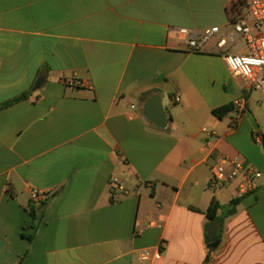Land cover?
<instances>
[{
  "label": "crops",
  "instance_id": "0c3cea01",
  "mask_svg": "<svg viewBox=\"0 0 264 264\" xmlns=\"http://www.w3.org/2000/svg\"><path fill=\"white\" fill-rule=\"evenodd\" d=\"M244 3L0 0V106L27 95L0 111V264H264V144L253 138L264 135V97L217 53L232 23L250 20ZM214 27L199 53L175 34ZM233 41L225 52L248 54ZM153 98L164 129L146 118ZM240 98L233 128L232 110L214 111ZM221 155L262 178L235 214L209 219L213 200L238 199L236 183L208 187ZM113 175L127 187L119 202ZM32 189L45 200L33 204Z\"/></svg>",
  "mask_w": 264,
  "mask_h": 264
},
{
  "label": "built area",
  "instance_id": "2783aa9c",
  "mask_svg": "<svg viewBox=\"0 0 264 264\" xmlns=\"http://www.w3.org/2000/svg\"><path fill=\"white\" fill-rule=\"evenodd\" d=\"M251 11L250 20L240 19L232 23V30L228 35L222 36L217 45V53L223 58L231 76L240 81L241 84L252 91L260 93L264 97V0H250ZM176 36L185 44L191 52H204L207 42L220 34V29L214 27L201 32L190 29L175 30ZM239 36L243 39L248 54H235L225 52L224 49L229 44H234L233 38ZM64 85L70 90L84 87V82L77 78H67ZM247 100L238 99L233 106L234 117L231 127L235 128L247 110ZM202 132L213 137L215 132L203 129ZM255 143L264 144V135L255 134ZM262 178V173L255 168L245 164L240 157H218L212 167V175L208 183L211 191L218 192L223 187L236 183V195L238 199L254 194L258 189V181ZM110 189L112 200L119 202L127 192L126 183L117 175L110 179ZM30 200L33 204H40L45 200L46 194L37 189L29 191ZM151 227H162L155 222L150 223ZM151 256V251L142 253L141 259L147 261Z\"/></svg>",
  "mask_w": 264,
  "mask_h": 264
},
{
  "label": "trees",
  "instance_id": "16d2710c",
  "mask_svg": "<svg viewBox=\"0 0 264 264\" xmlns=\"http://www.w3.org/2000/svg\"><path fill=\"white\" fill-rule=\"evenodd\" d=\"M27 97V95H22L21 97H19L18 99H15L13 101H10L6 104H3L0 106V111L21 101L24 100ZM233 109V105L230 106H225L222 107L220 109H217L214 111V114L216 116H218L219 118L224 117L229 111H231ZM241 199H236V200H232L226 207L222 206L219 202H217L216 200H213L208 211H207V216L209 219H215L217 212L220 209H226L228 211L227 215H233L236 212V207L240 204ZM34 216V215H33ZM219 239V238H218Z\"/></svg>",
  "mask_w": 264,
  "mask_h": 264
},
{
  "label": "water",
  "instance_id": "95a60500",
  "mask_svg": "<svg viewBox=\"0 0 264 264\" xmlns=\"http://www.w3.org/2000/svg\"><path fill=\"white\" fill-rule=\"evenodd\" d=\"M42 82L40 81L35 89H38ZM146 118L154 123L157 127L164 129L166 128L168 121L166 119L165 113L160 109L158 99L153 98L151 99L146 108H145ZM220 243L216 242L209 246V248H217Z\"/></svg>",
  "mask_w": 264,
  "mask_h": 264
},
{
  "label": "rangeland",
  "instance_id": "374dc122",
  "mask_svg": "<svg viewBox=\"0 0 264 264\" xmlns=\"http://www.w3.org/2000/svg\"><path fill=\"white\" fill-rule=\"evenodd\" d=\"M245 3H244V13L246 14L247 18L250 19L251 18V11H250V8H249V2L250 0H244ZM264 31V30H263Z\"/></svg>",
  "mask_w": 264,
  "mask_h": 264
}]
</instances>
